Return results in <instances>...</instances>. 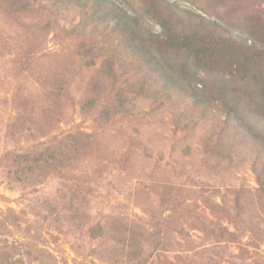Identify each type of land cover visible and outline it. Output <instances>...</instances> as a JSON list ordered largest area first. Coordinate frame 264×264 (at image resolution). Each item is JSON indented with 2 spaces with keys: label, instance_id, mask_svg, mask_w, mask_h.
<instances>
[{
  "label": "rangeland",
  "instance_id": "obj_1",
  "mask_svg": "<svg viewBox=\"0 0 264 264\" xmlns=\"http://www.w3.org/2000/svg\"><path fill=\"white\" fill-rule=\"evenodd\" d=\"M259 9L0 0V264H264V118L241 114L250 80L216 60L208 87L220 76L227 95L201 102L177 50L191 33L253 46ZM156 226L166 250L150 254Z\"/></svg>",
  "mask_w": 264,
  "mask_h": 264
},
{
  "label": "trees",
  "instance_id": "obj_2",
  "mask_svg": "<svg viewBox=\"0 0 264 264\" xmlns=\"http://www.w3.org/2000/svg\"><path fill=\"white\" fill-rule=\"evenodd\" d=\"M257 15H255V18L258 19L257 22L264 21V16L262 15L261 9H259L256 12ZM160 25L164 28L165 24L162 22H159ZM260 26L264 25L259 23ZM254 36V42L253 46L245 47L243 43L239 44L236 40H222L219 39V41H215L210 38H202L200 35H197L195 33H191L185 37L180 38V41L178 39V48L177 50L181 51L184 50L183 53L189 54V57H184V61L180 62L179 64V75L185 76L189 81L187 84H185L184 89L188 91L198 92L197 97L202 102L204 100V97L208 98L212 101L211 97H215L216 95L219 96V94L227 95V92L225 90L224 83L226 82V79L223 82V79L219 76L217 78L216 84H217V90L214 92L210 87H208L210 81L208 79L213 78L215 75L212 70H210L209 67H213V62L216 60H221L224 63L232 62L234 64L238 65V71L244 72L245 80H250L248 84L241 85V91L244 95H246L247 100L245 101L246 104H244V108L241 107V114L242 116L250 115L253 120V126L255 127L257 124V121L254 119V115L260 116L261 118H264V54L263 52H260L261 46L258 44L257 41L264 40V27L260 28L256 26L252 32ZM264 44V42H263ZM264 48V45H262ZM247 48V49H246ZM165 59L164 56H162L161 61ZM149 60V59H147ZM151 61L149 60V63ZM166 64V63H165ZM170 64V63H168ZM206 67V69L203 71V68ZM207 67L209 70H207ZM161 68V67H159ZM156 70V71H155ZM155 72H157L159 75H161L162 79L167 78L170 79L169 73L166 72L164 69H156ZM202 75H205V77H201ZM200 79V80H199ZM198 80L199 82H202L203 86L198 88ZM230 83V80H228ZM242 81H240L241 83ZM239 83V82H237ZM227 84V83H226ZM215 85V83H214ZM162 90V88L160 89ZM236 90H232V93L235 94ZM151 89H145L142 88L141 94L143 95H150ZM208 92V94H207ZM214 100V99H213ZM255 104L256 107H260V113L256 112L253 108V105ZM250 108L251 110H248ZM237 110V108H235ZM240 113V110H238L237 114ZM241 115H237V118H240ZM247 123V122H246ZM40 155H34V160H37L39 165L45 166V164H48L46 161V158L43 157V154L38 158ZM38 165V164H37ZM28 168L26 167V170ZM5 196H0V199L4 198ZM78 218L80 216L78 215ZM156 232L153 235V244H150L148 247L149 253L152 254L154 251L157 250H166L159 247L162 240V230L159 229V226H156ZM203 229V228H202ZM131 253L134 255H137L135 253L136 248L132 249L136 245H141L139 248L142 247V244L136 240L135 238H131ZM125 244V243H124ZM128 244V243H127ZM128 246V245H127ZM126 246V247H127ZM138 248V249H139ZM139 261V259H136Z\"/></svg>",
  "mask_w": 264,
  "mask_h": 264
}]
</instances>
